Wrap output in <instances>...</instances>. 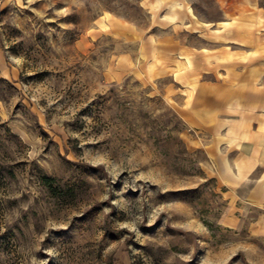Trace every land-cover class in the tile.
I'll list each match as a JSON object with an SVG mask.
<instances>
[{
  "label": "rangeland",
  "instance_id": "rangeland-1",
  "mask_svg": "<svg viewBox=\"0 0 264 264\" xmlns=\"http://www.w3.org/2000/svg\"><path fill=\"white\" fill-rule=\"evenodd\" d=\"M190 2L204 37L145 0H0V264H264V215L229 212L173 69L138 60L211 46L220 4Z\"/></svg>",
  "mask_w": 264,
  "mask_h": 264
},
{
  "label": "crops",
  "instance_id": "crops-1",
  "mask_svg": "<svg viewBox=\"0 0 264 264\" xmlns=\"http://www.w3.org/2000/svg\"><path fill=\"white\" fill-rule=\"evenodd\" d=\"M145 1L155 12L168 10L162 19L169 24L182 31L191 26L204 37L190 0ZM218 2L223 18L217 22L224 25L217 34L207 32L211 46L164 47L166 38H144L138 60L160 77L173 69L166 88L174 85L191 143L204 149L211 171L226 187L229 212L255 208L264 215V0Z\"/></svg>",
  "mask_w": 264,
  "mask_h": 264
},
{
  "label": "trees",
  "instance_id": "trees-1",
  "mask_svg": "<svg viewBox=\"0 0 264 264\" xmlns=\"http://www.w3.org/2000/svg\"><path fill=\"white\" fill-rule=\"evenodd\" d=\"M43 180H44V183H45L46 185H48V186H53V184H52V178H50V177H44ZM54 190H55V189H54Z\"/></svg>",
  "mask_w": 264,
  "mask_h": 264
}]
</instances>
